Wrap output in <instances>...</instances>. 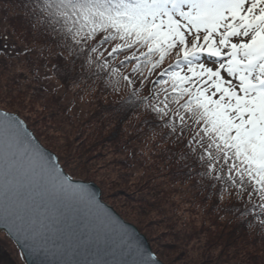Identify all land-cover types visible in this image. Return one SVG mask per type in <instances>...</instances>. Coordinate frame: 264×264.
<instances>
[{
	"label": "snow or ice",
	"instance_id": "snow-or-ice-1",
	"mask_svg": "<svg viewBox=\"0 0 264 264\" xmlns=\"http://www.w3.org/2000/svg\"><path fill=\"white\" fill-rule=\"evenodd\" d=\"M23 8L40 55L57 59L42 79L62 87L58 78L79 69L125 88L122 109L140 110L153 146L159 137L182 148L164 151L184 161L193 187L209 200L245 201L240 215L264 227V0H27ZM70 222L77 248L93 258L57 264H162L24 120L0 111V226L26 252H50L71 240Z\"/></svg>",
	"mask_w": 264,
	"mask_h": 264
},
{
	"label": "rangeland",
	"instance_id": "rangeland-1",
	"mask_svg": "<svg viewBox=\"0 0 264 264\" xmlns=\"http://www.w3.org/2000/svg\"><path fill=\"white\" fill-rule=\"evenodd\" d=\"M3 32L0 49L8 47L0 55V107L19 110L35 134L46 138L61 155L65 168L94 182L105 202L134 224L150 245H157L166 262L264 264V243L256 239V233L238 227L225 200L213 197L211 205L207 194L193 187L195 177H186L183 161L172 155L180 148L164 146L158 138L153 146L151 136L143 131L147 127L141 130L139 126L143 118L139 111H130L133 121L123 122L119 130L113 128L107 112L102 108L93 112L100 100L82 78L74 79L78 86L73 80L66 85L59 82L62 87L57 80L41 78L46 74L43 65L53 62L47 50L40 55L35 34L24 42L33 51L18 54L23 39L17 40L6 28ZM121 89L117 93H125ZM105 98L109 106L115 93ZM83 131L80 143L74 137ZM64 133L67 140H63ZM168 148L172 152L164 151ZM216 204L221 210H216ZM0 264H24L15 244L2 232Z\"/></svg>",
	"mask_w": 264,
	"mask_h": 264
},
{
	"label": "trees",
	"instance_id": "trees-1",
	"mask_svg": "<svg viewBox=\"0 0 264 264\" xmlns=\"http://www.w3.org/2000/svg\"><path fill=\"white\" fill-rule=\"evenodd\" d=\"M27 2V0H0V35L4 34V30L5 28L8 29L12 36L15 35V37L17 38V40L19 38H22L23 41L21 39L20 44L22 45V49L19 51V54L22 53L23 50V45L25 46L24 42L28 43V38L31 37L32 35L35 34L36 38L40 41L41 43V39L40 37L36 34V30L33 29L32 27V22L28 19L26 12L23 8V5ZM5 5H7V8H5ZM34 32V33H33ZM52 62L53 63H57V59L54 56H51ZM79 63V62H78ZM79 78H82L84 83H87L90 87V89L92 90V92H94V94H97L98 99L100 100L98 102V106L97 109H95L93 112H95L96 114L98 113L97 110L98 108H102V110H104V112H107L105 114H107L108 116H110L112 124L111 126L113 128L117 127L118 130L119 128L123 125L124 123H127L128 121H133L134 119L130 117V111L128 112H124V110L121 107V101L122 98L126 95V89L124 90L125 93H117L115 91H113V86H108L105 84V82L102 79H91V80H87L84 77L79 76V69H77V72L73 74V76L71 78H63L60 77L58 78L59 82H62L64 85H66V83L69 80H79ZM97 85V88L93 85ZM123 90V89H121ZM101 93L103 94V96L101 95ZM113 94L115 93V97L116 99L113 102H109V106H107L105 103L106 102V94ZM0 109L4 110V111H9L12 113H16L22 120L25 121V123L27 124V126L30 128V130L34 133V135L37 137V139L39 140V142L46 148H48L49 150H51L52 152H54L57 156V158L59 159V162L61 164V166L63 167L64 171L71 176L72 178L75 179H79L82 181H90L87 180L86 178H79L77 177V173L73 172V171H68L64 164L62 163V159H61V155L57 154V151L54 148H51V146H49V142L47 143L46 138H43L42 136H38L35 134L34 128L31 126V124L29 123V121H27L25 118H23L22 116L19 115L20 111L16 110V109H6V108H2L0 107ZM137 111L140 112L139 109H135ZM141 114V113H140ZM102 116V115H101ZM100 116V117H101ZM92 117V116H91ZM127 117H129L130 120L127 119ZM110 119L108 120V122H110ZM141 121V120H140ZM139 121V126L141 127H146L145 125L141 124V122ZM75 123V122H73ZM146 134L150 135L152 137V132L148 130V128L146 130H143ZM161 131V129L156 128V132L159 133ZM84 134V131L75 135L74 138H76L80 143L83 142L81 140V137ZM96 138H99L96 135ZM95 138V139H96ZM159 139V137H157ZM68 139V134L64 133L63 134V140H67ZM158 142L163 143V145L165 146V142L163 140H160ZM178 147V146H177ZM182 150L181 147H178ZM165 154V152H164ZM167 154V153H166ZM169 155V154H167ZM170 156V155H169ZM183 165H184V161H183ZM184 167V166H183ZM188 171L187 168L184 167V174ZM186 177H188L185 174ZM206 193V192H205ZM207 194V193H206ZM102 197V196H101ZM226 199H224L226 201V205L227 207H229L231 209V213L234 217L237 218L238 222L237 225L239 228L243 229L245 226L247 228H249L250 230L254 231L256 233V239L260 242L264 243V227H262L261 225H259L253 218V216L248 215V216H242L240 215V212L244 210L245 208V201L242 200H238L235 196L229 198L228 196H225ZM102 200L105 201L104 197H102ZM217 200V199H216ZM219 201V200H217ZM211 205L212 202H214V200L212 199L211 201ZM108 203V202H107ZM116 210V209H115ZM117 211V210H116ZM118 212V211H117ZM119 213V212H118ZM120 214V213H119ZM120 216L127 220L126 218H124L121 214ZM128 221V220H127ZM252 224V227H249V224ZM137 226H139L137 224ZM1 232V231H0ZM3 233V232H2ZM5 235V233H3ZM6 236V235H5ZM7 237V236H6ZM7 239H9L7 237ZM151 249L153 251V253L155 254V256L161 260L164 264H169L168 262H166L162 257H161V253L159 252L160 250L156 247H153L152 245ZM24 263V262H23Z\"/></svg>",
	"mask_w": 264,
	"mask_h": 264
},
{
	"label": "water",
	"instance_id": "water-1",
	"mask_svg": "<svg viewBox=\"0 0 264 264\" xmlns=\"http://www.w3.org/2000/svg\"><path fill=\"white\" fill-rule=\"evenodd\" d=\"M0 111H3V110L0 109ZM29 131L32 132L30 129H29ZM33 136H34V134H33ZM34 138H35L36 142L42 148H44L40 144V142L36 139L35 136H34ZM44 149H46L47 152L51 153L53 156L56 157V155L54 153H52L50 150H48L47 148H44ZM72 180L75 183L86 184L87 187L96 194L97 199L106 207V209L111 213V215L113 217H115L116 219H118L121 224L126 226V230H127L128 234L130 235L132 242L133 243H135V242L142 243L146 248L150 249L151 252L153 253V251H152V249H151V247L149 245V242H148L147 238L145 237V235L142 234L134 224L124 220L112 208V206H110L109 204L105 203L101 199L100 188L95 183H93L91 181H81V180H77V179H73V178H72ZM69 228H70V234L74 233V235H71V240L70 241L69 240H65L63 242L64 243V248H61L59 250L54 249V250H52L50 252H26L24 250V248L20 244L16 243V241L14 239H12L10 236H8L6 234V230L2 226H0V231L4 232L8 236V238L10 240H12V242H14V244L18 248V250H19V252H20V254L22 256L23 262L25 264H57V262L64 261V260H83V259H91V258H93L92 255H90V253L88 251H85V249L83 247H80L79 249L77 248V238L79 236V231H77V226L76 225H72L71 222H70ZM92 251H94V248L92 249ZM162 264H164V263L162 262Z\"/></svg>",
	"mask_w": 264,
	"mask_h": 264
}]
</instances>
